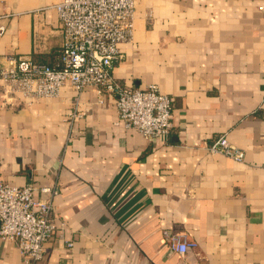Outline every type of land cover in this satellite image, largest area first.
<instances>
[{
  "label": "crops",
  "instance_id": "0c3cea01",
  "mask_svg": "<svg viewBox=\"0 0 264 264\" xmlns=\"http://www.w3.org/2000/svg\"><path fill=\"white\" fill-rule=\"evenodd\" d=\"M59 1L0 0V57L59 64ZM120 49V83L171 97L166 138L116 123L91 87L0 102V180L59 189L36 264H264V0H136ZM221 134L242 162L208 150ZM172 233L196 247L172 252ZM0 264L30 263L0 240Z\"/></svg>",
  "mask_w": 264,
  "mask_h": 264
},
{
  "label": "built area",
  "instance_id": "2783aa9c",
  "mask_svg": "<svg viewBox=\"0 0 264 264\" xmlns=\"http://www.w3.org/2000/svg\"><path fill=\"white\" fill-rule=\"evenodd\" d=\"M135 4L136 0H60L54 4L63 35L60 63L0 57V102L13 104L19 96L26 100L58 96L65 85L72 87L77 99L91 87L99 102L103 94L113 96L116 123L148 141L166 138L173 126L171 97L154 83L142 89L122 84L113 73L122 57L120 45L133 40ZM3 32L0 25V35ZM208 150L237 162L245 157L244 150L232 145L226 134L210 143ZM58 192L57 187L37 189L31 183L14 185L0 180V240L14 242L26 263L36 264L45 256L46 244L57 227L52 198ZM167 244L180 255L197 245L186 234L176 233L168 237Z\"/></svg>",
  "mask_w": 264,
  "mask_h": 264
}]
</instances>
